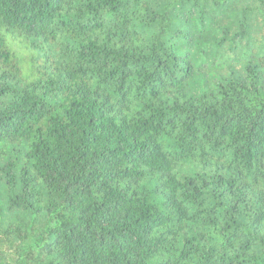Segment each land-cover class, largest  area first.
Wrapping results in <instances>:
<instances>
[{
    "label": "trees",
    "instance_id": "1",
    "mask_svg": "<svg viewBox=\"0 0 264 264\" xmlns=\"http://www.w3.org/2000/svg\"><path fill=\"white\" fill-rule=\"evenodd\" d=\"M0 264H264V0H0Z\"/></svg>",
    "mask_w": 264,
    "mask_h": 264
}]
</instances>
